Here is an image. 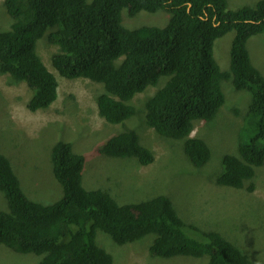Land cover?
Masks as SVG:
<instances>
[{
  "label": "trees",
  "instance_id": "16d2710c",
  "mask_svg": "<svg viewBox=\"0 0 264 264\" xmlns=\"http://www.w3.org/2000/svg\"><path fill=\"white\" fill-rule=\"evenodd\" d=\"M4 7L11 22L0 30V72L31 89L30 111L47 108L57 98L56 77L36 51L37 40L52 27L49 37L57 45L53 68L66 78L100 83L98 114L110 123H125L136 113L134 95L166 77L146 99L145 119L161 136L183 139L196 167L209 160L211 151L204 139L190 135L195 122H211L224 105V81L247 91L250 101L237 154L222 155L216 180L240 188L264 163V76L246 46L249 36L264 33V0L237 8L228 7L227 0H4ZM159 9L169 13L164 26L130 29L121 24L122 11L133 16ZM229 31L234 35L228 68L222 69L213 46ZM99 151L135 157L143 165L154 159L131 129L113 134ZM50 158L62 194L42 203L26 195L0 152V191L7 200V210H0V244L38 255L35 264H112L113 256L96 242L97 230L119 245L153 234L147 248L151 256L206 255L208 264H252L220 232L190 236L166 195L119 204L107 190L86 189L84 158L69 142L56 141Z\"/></svg>",
  "mask_w": 264,
  "mask_h": 264
},
{
  "label": "rangeland",
  "instance_id": "374dc122",
  "mask_svg": "<svg viewBox=\"0 0 264 264\" xmlns=\"http://www.w3.org/2000/svg\"><path fill=\"white\" fill-rule=\"evenodd\" d=\"M258 1L227 3L228 7L237 8L254 6ZM168 17L169 13L162 9L142 10L133 16L122 11L121 24L130 29L161 27ZM10 22L4 0H0V30ZM51 28L36 44L37 54L58 78L57 98L50 106L30 111L26 103L31 89L0 72V152L9 159L26 195L42 203L61 197L50 154L56 141H67L84 158L82 183L86 189L107 190L119 204L166 195L190 236L200 237L199 231L220 232L248 254L252 264H264V163L255 168L252 179H245L240 188L219 185L216 180L223 169L222 155L237 154L238 131L244 125L250 94L234 89L229 81L222 83L224 105L211 122H195L190 133L204 139L211 151L209 160L196 167L184 151L183 139L161 136L146 122L145 101L165 83L166 77H160L157 86L134 95L131 103L136 113L125 123H109L97 112L96 98L103 91L100 83L61 77L52 67L51 57L57 45L50 40ZM233 35L229 31L214 42L213 53L222 69L228 68ZM246 46L252 63L264 76V33L251 36ZM127 129L133 130L153 154L148 165L135 157L118 158L99 151L109 137ZM6 209L7 200L0 191V210ZM153 238V234H147L135 242L119 245L107 233L96 231V242L113 256L112 264H208L206 255L151 256L147 248ZM38 259L34 253L16 252L0 244V264H35Z\"/></svg>",
  "mask_w": 264,
  "mask_h": 264
},
{
  "label": "clouds",
  "instance_id": "9594fccd",
  "mask_svg": "<svg viewBox=\"0 0 264 264\" xmlns=\"http://www.w3.org/2000/svg\"><path fill=\"white\" fill-rule=\"evenodd\" d=\"M256 34H260V33H256ZM256 34H254V35H256ZM251 36H253V35H251ZM251 36H249V38L251 37ZM248 38V39H249ZM248 41V40H247ZM37 44V43H36ZM229 57V56H228ZM42 60V59H41ZM51 63V62H50ZM52 65V64H51ZM46 66V65H45ZM53 67V66H52ZM48 68V67H47ZM51 71V70H50ZM53 74L55 73L54 71H51ZM58 73V72H57ZM59 74V73H58ZM55 75V74H54ZM60 75V74H59ZM61 76V75H60ZM55 77H56V80H57V82H58V78H57V76L55 75ZM61 77H63V76H61ZM66 78V77H65ZM69 79H75V78H69ZM58 88V87H57ZM53 103V102H52ZM51 103V104H52ZM50 104V105H51ZM49 105V106H50ZM96 107H97V105H96ZM97 112H98V109H97ZM99 115V114H98ZM100 116V115H99ZM102 117V116H101ZM104 118V117H103ZM105 119V118H104ZM106 120V119H105ZM107 121V120H106ZM108 122V121H107ZM110 123V122H109ZM152 128V127H151ZM148 165V164H147ZM224 186H227L228 187V185H224ZM232 187V186H231ZM234 188H236V187H234ZM7 210V209H6ZM135 242V241H134ZM129 243H131V242H129ZM126 244V243H125ZM2 245H4V244H2Z\"/></svg>",
  "mask_w": 264,
  "mask_h": 264
}]
</instances>
